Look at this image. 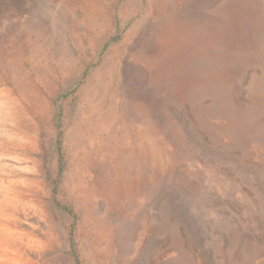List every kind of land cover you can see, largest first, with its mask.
Returning <instances> with one entry per match:
<instances>
[{"label": "rangeland", "instance_id": "1", "mask_svg": "<svg viewBox=\"0 0 264 264\" xmlns=\"http://www.w3.org/2000/svg\"><path fill=\"white\" fill-rule=\"evenodd\" d=\"M2 103L36 130L0 162L44 197L0 204V264H264V0H0Z\"/></svg>", "mask_w": 264, "mask_h": 264}, {"label": "bare ground", "instance_id": "2", "mask_svg": "<svg viewBox=\"0 0 264 264\" xmlns=\"http://www.w3.org/2000/svg\"><path fill=\"white\" fill-rule=\"evenodd\" d=\"M19 89H20L21 97H22V94H23V96H25V100H26V97H28V103L32 104L31 107L30 106L29 107L32 108V110H34V113H36V114H43L44 113L45 114L47 112V109L49 108L48 100L41 97L42 91L38 87H36V86H34V84L28 82L26 85L21 84L19 86ZM25 90H27V91H25ZM116 103L117 102L115 101V106L117 105ZM6 105L7 104H5V103H2V107L0 105V121H2L4 124L2 126L3 128H0V131L5 132V134H7V135L10 134L9 139L7 141V144L9 143V145L7 146L4 143L2 144V148L5 149V152L2 155H0V157L3 159H14V160L18 161V164H21L24 161L29 160L27 155L30 156V154H32L31 150L34 149V147H35L34 142H32V139H27V138L31 137L28 135L31 134V132H35L36 128L33 127V124H32V122L28 116V113L26 110L24 111L23 106H22V109L17 108L18 106L15 109H13V107L6 106ZM15 105H17V104L15 103ZM99 107L100 106L98 104L92 111L93 112L95 110L99 111V109H100ZM17 115H20V116L22 115V117H26V118H25V120L23 118H22V120H20V119H18V117H16ZM117 115H118V112H116V109L112 113H109V114H105L104 112H102L101 116H99L101 119H97L94 122V125L92 126L94 135L90 141L92 146H93V151L96 150V148H95L96 144L98 145V147H100L102 145L101 142L98 140V137L102 132L107 130L106 126H104V122H108V119H109V121L110 120H112V121L118 120ZM104 117H107V119ZM103 118L106 120H104ZM9 122H11L13 125H15V127H16L15 132L12 131L11 129L6 128L8 126ZM107 128H109V127H107ZM17 133H19V134H17ZM76 135H79L78 130H76ZM137 135H138V138H141V135H139V134H137ZM128 144H130V143H128ZM76 145H77V143H76ZM10 146L15 149L14 151L19 152V154H17V155H14L12 153L8 154V152H9L8 147H10ZM102 149H104L103 146H102V148H100V150H102ZM30 161H33V160H30ZM33 162H35V161H33ZM85 163H86V161H85ZM7 164H1V162H0V169H1V171H0V176H1V179H0V195L4 199V201H0V204H1V206H3L2 210H3L4 214L7 216V218L10 221L15 222L17 219V218L15 219V217H16L15 215L18 214V211H19V209H18L19 208V206H18L19 199L18 198L24 200L27 197H34V198L36 197L37 198L40 196H42V197H44V196H43L42 192L35 193V182H34V180H31L30 176H28V175L26 176L23 173H22L23 175L20 174L21 173L19 171L20 167H16V169L15 168L10 169V167H9L10 165H7ZM21 176H22V178H19ZM96 179L97 180L95 182H97L98 186L95 189V196L93 198H96L98 201H101V199L109 200L112 196V189L111 188H103L100 184L99 176H97ZM129 183L131 185V182H129ZM39 185H41V184H39ZM131 188H132V186H131ZM113 190H114V187H113ZM31 191L33 192L32 194H31ZM9 196H11V198H12V202H13L12 204L7 201L8 198H10ZM8 208L9 209L11 208V209L9 210ZM9 211H10V213H9ZM84 219H85V217H84ZM107 225H108V223H107ZM96 227L100 228V230L102 232H104V230H105L106 233H104V235L107 236L108 228L106 226V223H103V221H102L99 224H97Z\"/></svg>", "mask_w": 264, "mask_h": 264}, {"label": "crops", "instance_id": "3", "mask_svg": "<svg viewBox=\"0 0 264 264\" xmlns=\"http://www.w3.org/2000/svg\"><path fill=\"white\" fill-rule=\"evenodd\" d=\"M137 138H138V135H137ZM138 140L140 141V140H144L142 137L141 138H138ZM138 152L139 153H142V152H145V149H144V144L143 143H138ZM163 145H160V147H158V148H156V149H162L161 147H162ZM141 149V150H140ZM133 151V150H132ZM163 152L165 151V149H163L162 150ZM165 153V152H164ZM162 155H163V153H162ZM126 183H128V186H126V188L129 190V192L131 193V191H132V189H133V186H132V180L130 179V178H127L126 180ZM121 181H119L118 179H114V183L112 182V184L108 187V188H111L112 189V196H111V198L109 199L110 201H114V203H115V201H116V199H118V195H119V193L121 192V190H122V185H121V183H120ZM129 182H131V185H130V183ZM131 186H132V188H131ZM113 187H114V190H113ZM95 199V198H94ZM98 201V200H97ZM87 217H88V215H86L85 216V221L87 220ZM103 221V223H106V226H107V228H108V233H107V236L111 233V231H110V228H109V222L107 221V219H102L100 222H102ZM107 223H108V225H107ZM93 227L95 228L96 226H95V224H93ZM98 227H96V229H97ZM89 231H91V228L89 229ZM98 231H99V233H102V235H104V233H106V231L104 230V232H102L101 230H100V228H98Z\"/></svg>", "mask_w": 264, "mask_h": 264}]
</instances>
